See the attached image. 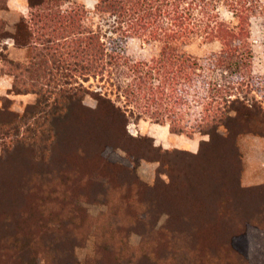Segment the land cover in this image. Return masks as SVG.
Listing matches in <instances>:
<instances>
[{
    "label": "rangeland",
    "instance_id": "374dc122",
    "mask_svg": "<svg viewBox=\"0 0 264 264\" xmlns=\"http://www.w3.org/2000/svg\"><path fill=\"white\" fill-rule=\"evenodd\" d=\"M68 5L65 3L64 8ZM7 9H3L4 12ZM221 12L224 18H232L225 8ZM4 17L10 31H14L21 20L10 11ZM251 30L252 72L264 78L263 16L253 19ZM157 46L158 43L130 39L125 55L135 60L149 59ZM187 49L191 54L205 58L218 52L221 43L195 37ZM111 71V76L105 73L82 80L86 107H77L69 118L58 121L55 140L46 151L42 145L35 146L34 150L13 143L9 144V151H5L4 146L10 140L4 138V145H0V264H18V254L10 250V243L18 233L22 234L18 239L28 241L42 238L41 234L46 232H54L65 242L74 243L76 256L87 264L117 262L111 249L104 245L115 243L116 247L128 250L120 241L127 236V244L136 256L130 262L124 260V264L148 263L147 259H142V233L153 227L166 232L165 237L172 235L168 239L169 246L159 245L158 253L170 252L176 264H192L193 256H212V259H220L221 264H245V254L237 252V249L242 252L243 244L233 242L240 238L238 235L259 233L255 229L244 233L236 226L238 222L233 210L236 194L241 211L245 208V193H250L237 189L241 163L233 149L238 147V137L229 135L226 140L215 137L210 143L202 140L204 143L197 153L174 148L175 142L166 141L168 134L164 139L161 136L163 126L160 124L166 126L168 123L156 124L149 117L141 118L136 106H126L127 100L119 84L124 86L127 82V68L114 64ZM221 73V70L212 71V79L222 82L225 78V83L231 78L229 73L224 72V78ZM199 85L195 86L199 87L198 91L203 86L208 87L205 82ZM182 88L188 89L185 84ZM241 91L252 104L249 111L242 108V111L250 112L251 122L238 118L232 125L236 129L244 125L245 129L264 132V123L259 121L260 113L264 112V90L258 92L254 86H244ZM99 95L108 97L126 111L127 126L122 125L123 118L106 115L101 116L104 125L97 124L100 115L96 118L98 112L95 110ZM198 100L192 102L189 109L192 113L201 109ZM77 114H87L88 124L78 126ZM196 116H190V124L195 122ZM95 119L96 125L91 122ZM221 132L227 134L224 129ZM188 133L184 134L210 139L208 134L199 131L192 134L191 128ZM169 137L175 141V136ZM168 173L178 191L163 185V181L169 180ZM31 177L32 182L27 180ZM183 186L189 187L188 196L184 197L180 191ZM225 196L232 201L231 209L222 201ZM221 201L226 211L224 217L217 209ZM145 208L149 213L144 211ZM131 216L134 223L130 222ZM146 217L147 222L142 223ZM97 240L101 244L99 248L95 247ZM70 252L71 249L69 255L72 258ZM38 264L48 262L39 260Z\"/></svg>",
    "mask_w": 264,
    "mask_h": 264
},
{
    "label": "trees",
    "instance_id": "16d2710c",
    "mask_svg": "<svg viewBox=\"0 0 264 264\" xmlns=\"http://www.w3.org/2000/svg\"><path fill=\"white\" fill-rule=\"evenodd\" d=\"M6 1L0 0V14L7 7ZM60 1L28 0L30 15L22 18L13 32L6 30V21L0 17V61L3 63L0 71L14 77L12 94L36 95L35 102L28 103L22 114L10 110L13 101L3 98L5 109L0 110V145H4V138L10 140L4 146L5 151H9L11 143L34 150L37 145H42L44 151L49 149L56 137L58 121L69 118L77 107H86L82 80L105 73L111 76L114 64L127 68V82L124 86L119 84V89L127 100L126 106H136L141 118L168 123L173 133H188L191 128L192 134L195 131L208 134L207 143L215 141V137L226 140L229 135H264L260 130L245 129L244 125L238 129L232 125L238 118L251 122L250 112L244 110L249 111L252 104L241 94V89L254 86L258 92L264 90V78L252 72L254 51L251 41L253 19L264 17V0H97L93 8L69 0ZM65 3L69 5L64 8ZM222 8L231 13V19L222 16ZM7 37L13 38L17 46L28 49V62L9 57L7 46L2 44ZM195 37L219 41L221 49L205 58L193 55L187 47ZM135 38L158 43L149 59L135 60L125 55L126 44ZM214 70H221L222 77L227 72L231 78L225 83L224 77L222 82L216 81L211 75ZM203 82L208 87L203 86L198 91L199 87L195 86ZM183 84L188 89L182 88ZM197 100L201 109L192 113L189 109ZM97 101L96 118L100 115L97 124L104 125L101 116L106 115L123 118L122 125L127 126L128 116L122 107L101 95ZM259 110L262 111L260 105ZM260 114L259 121L264 123V112ZM191 115H197L192 124L189 123ZM75 120L78 126L89 122L87 114H77ZM91 122L96 125V119ZM221 129L227 134L224 135ZM233 152L241 163V173L238 147ZM240 173L237 189L247 192L241 186ZM168 177V182L163 181V185L177 190L171 182V174L168 173ZM27 180L32 182L33 178ZM180 189L184 197L189 195L188 186ZM222 201L232 206L229 196L223 197ZM222 201L217 209L224 217L226 211ZM239 201L236 194L233 208L236 226L247 233L244 215L238 210ZM144 211L149 213L147 208ZM129 219L134 223L132 216ZM147 220L148 217L142 219V223ZM145 232L142 233V259H147L148 263L142 264H176L170 252L158 253L159 245L169 246L168 239L172 235L165 237L166 232L154 230V227ZM41 235L42 238L23 241L18 239L22 237L18 233L12 240L10 250L18 254V264H38L39 260L48 264H87L76 256L74 243L65 242L54 232ZM120 241L128 250L116 247L115 243L104 245L111 249L117 261L111 264H124V260L130 262L136 256L127 244V236ZM100 245L98 240L95 241V247ZM193 257L192 264H221L220 259H212V256Z\"/></svg>",
    "mask_w": 264,
    "mask_h": 264
},
{
    "label": "crops",
    "instance_id": "0c3cea01",
    "mask_svg": "<svg viewBox=\"0 0 264 264\" xmlns=\"http://www.w3.org/2000/svg\"><path fill=\"white\" fill-rule=\"evenodd\" d=\"M86 5L88 8H93L97 0H74ZM8 9L6 12L1 11L0 17L6 21V30L9 32V22L4 17V14L9 12L16 13L19 20L27 18L30 11L28 0H7ZM11 28V27H10ZM2 44L7 46L6 52L9 57L15 61L28 62V49L26 47H19L11 37H7ZM3 63L0 61V70ZM14 77L8 73L0 71V110H4L3 98H10L13 103L10 110L17 113L22 111L28 103H33L36 100V95L32 93L27 94H11ZM13 95V96H11ZM11 96V97H10ZM35 96V97H34ZM158 124V123H156ZM162 137L167 136L166 141L174 143V148L187 149L193 153H197L200 149L202 140H208L207 137L199 138L197 135L188 136L186 134H171L169 125H162ZM159 125V126H160ZM154 136V135H153ZM169 136H175L174 140H170ZM156 137V136H155ZM238 149L240 152V159L242 161V170L240 173V183L242 188H245L250 193L246 194L244 201L245 208L240 211L244 215V225L248 229H255L258 235H248L245 238H236L233 243L243 244L242 252L245 254V264H264V135L246 133L238 136ZM259 190V191H258ZM254 193H253V192ZM239 210V204H238ZM261 213V214H260Z\"/></svg>",
    "mask_w": 264,
    "mask_h": 264
}]
</instances>
